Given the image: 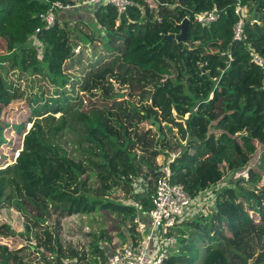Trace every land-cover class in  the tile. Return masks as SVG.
<instances>
[{"label": "trees", "instance_id": "1", "mask_svg": "<svg viewBox=\"0 0 264 264\" xmlns=\"http://www.w3.org/2000/svg\"><path fill=\"white\" fill-rule=\"evenodd\" d=\"M53 1L0 0V44L7 49L0 61L9 63L0 119L5 106L26 96L20 81L38 90L29 97L33 126L17 163L0 169V204H24L31 219L18 233L13 210L1 206L0 235L15 242H0V264H105L114 249L108 230L98 238L104 245L84 243L67 236L64 220L105 211L120 222L124 241L136 243V218L149 215L168 162L172 181L193 198L246 169L264 180V73L252 55L264 58V0H242L243 41L233 38L236 0H135L123 13L110 4L85 5L96 28L83 20L71 26L68 18L62 24L58 16L47 28L40 14ZM215 6L224 9L217 21H196L197 13ZM186 17V39L168 37L180 33ZM82 39L88 42L81 45ZM42 78L57 88L53 96H46ZM81 92L125 99L85 114L86 129L71 141V152L55 142L57 129H48L49 141L39 122L71 112ZM162 96L176 113L161 108ZM144 123L156 125L155 145L142 133ZM14 128L25 132L23 123ZM6 144L0 121V148ZM221 189L210 213L198 209L178 223L180 247L164 264H197L203 251L201 264H264V186L239 179ZM128 198L142 209L123 201Z\"/></svg>", "mask_w": 264, "mask_h": 264}, {"label": "rangeland", "instance_id": "2", "mask_svg": "<svg viewBox=\"0 0 264 264\" xmlns=\"http://www.w3.org/2000/svg\"><path fill=\"white\" fill-rule=\"evenodd\" d=\"M93 13L94 12L91 6H87L86 8L80 6L75 7L73 9L59 10L57 12V16L62 24L63 20L68 18L69 25L71 26L74 24L73 22H76L77 20H83L89 22L93 27L96 28V25L94 24L95 21H93ZM74 34L80 36L78 31H75ZM87 42L88 41L82 39L81 45H84ZM33 43H38L41 46V43L38 40L33 41ZM91 47L92 45L90 46V48L88 47V49H90L89 52H91ZM76 49L80 50L81 48L79 49V47L77 46ZM6 51L7 49L5 44H0V55L7 53ZM25 58L28 59L27 54L25 55ZM8 67V61H0V87L2 86L3 74L7 73L6 70ZM10 73L11 75L13 74L12 71ZM75 73L79 74V72ZM42 80L44 81H41L39 83L43 85L46 89V96H53L54 91H56L57 88L53 84H51L48 79L42 78ZM19 83L22 85L23 89H25L26 96L22 99L20 98L14 100L9 106H5L3 110L4 116L0 119V121L4 123L6 127V134L8 139L10 140V144H6L4 147L0 148V169L6 168L7 166H13L17 163L19 153L23 150L24 147V137L33 126V122L29 121V118L32 114L30 109L32 107L29 104V97L32 92H37L38 90L29 89L30 83L26 78H24ZM80 96L81 100L75 105V108L68 114L63 115V113H57L54 116L44 118L39 122V124H41V126L43 127L44 131L48 134L47 139L49 141L51 140V137L49 135L48 129H57V131H55V142L65 147L71 152L73 148L71 141L76 138L80 133H84V130L86 129L84 123L85 114L90 113L93 109H98L101 107H114L125 99L118 98L108 100L103 97H91L85 92H81ZM159 102L163 110L176 113L172 104L168 101L166 96H162L159 99ZM22 123L25 124V132L23 134H19L14 128V126L21 125ZM141 130L142 133L149 134L146 136H149V139L151 140L152 144L155 145L158 139V135L156 134V125L144 123ZM150 132L153 134H150ZM163 159L164 156L162 155L158 157L159 161H163ZM254 161L255 160L253 159L250 162V166L253 164ZM239 179H245L249 184H255L259 187L264 186V181L261 178L260 173H258L257 177H254L250 172H248V169H246L238 173L229 174L227 177L224 178L221 184H219L220 186H216L215 188H212L208 191L209 194L207 197H211L212 195L211 203L207 202L208 199H206L205 196L207 193L200 194L197 198H195V201L193 202V214H200L197 209L204 210V212L210 213L208 211L211 210V207H214L215 195L222 190L221 188H225L226 186H233L234 183ZM8 191H12V189L9 187ZM1 206L4 207L3 209L5 210L8 208L13 210V225L18 231V233L21 232L23 230L25 221L31 219L29 218V214L26 213L28 212V210L25 209L24 204H22L21 208H17V206L12 200H7V203L0 204V218L2 217ZM252 214L256 221L260 220L259 214L254 211H252ZM184 216L187 218H191L193 215L185 213ZM64 223L66 227L67 236L76 241L92 243V241L96 239L99 241V243L101 242V244L104 245V242L102 240H99L98 238L102 230L106 229L108 230V233L112 236V245L114 247L122 246L125 242H127L126 240L124 241V238L119 233L120 227L118 224L120 222L118 221V219L114 215L108 214V212L105 211L98 210L90 215L78 214L71 217H67L64 220ZM120 240L122 241L120 242ZM0 242H5L9 244H11L12 242L13 245L15 241L14 239H12V237L6 238L0 235ZM178 246L179 245H177V247L175 248H171V254L177 253L178 248L180 247ZM205 253L206 251H203L201 253V255L199 256V262H197V264H201V262H203Z\"/></svg>", "mask_w": 264, "mask_h": 264}, {"label": "built area", "instance_id": "3", "mask_svg": "<svg viewBox=\"0 0 264 264\" xmlns=\"http://www.w3.org/2000/svg\"><path fill=\"white\" fill-rule=\"evenodd\" d=\"M100 3L114 6L119 13L126 12L136 5L135 0H69L67 3L57 0L53 1L49 9L41 13L40 17L45 22L46 27L51 28L56 24L59 10ZM223 11L224 9L215 6L210 10L197 13L195 19L201 24L209 25L217 21ZM246 12L242 0H236L235 13L238 15V20L233 28L234 40L243 41L247 38L245 31ZM39 31L40 29L37 32ZM78 47L80 49L81 46L78 45ZM75 51L79 50L75 48ZM252 55L254 62L262 68L264 73V58L258 53L253 52ZM176 156L177 153H173L170 161H173ZM209 190L201 194L207 193L205 195L208 199L207 202L211 203L212 195L207 197ZM123 201L133 204L138 210L142 209V205L131 200V198L123 199ZM194 201L195 198L191 197L182 184L172 181V170L168 162L163 167L162 174L158 177L152 194L153 207L148 213L151 218V226L146 227V224L141 221V217H137L136 222L141 233L139 240L136 243L126 242L122 246L114 247L105 264H164L174 254H171V248L178 245L175 229L179 222L186 220L185 213L193 215ZM35 243V241L31 242L32 245Z\"/></svg>", "mask_w": 264, "mask_h": 264}, {"label": "water", "instance_id": "4", "mask_svg": "<svg viewBox=\"0 0 264 264\" xmlns=\"http://www.w3.org/2000/svg\"><path fill=\"white\" fill-rule=\"evenodd\" d=\"M188 25H189V18H185L182 23L179 25L180 33L179 34H171L168 37L176 38L180 41L185 40L188 35ZM260 250L264 251V244L260 246Z\"/></svg>", "mask_w": 264, "mask_h": 264}, {"label": "crops", "instance_id": "5", "mask_svg": "<svg viewBox=\"0 0 264 264\" xmlns=\"http://www.w3.org/2000/svg\"><path fill=\"white\" fill-rule=\"evenodd\" d=\"M141 221L146 224V227L151 226V218L149 215H144L143 217L141 216Z\"/></svg>", "mask_w": 264, "mask_h": 264}, {"label": "clouds", "instance_id": "6", "mask_svg": "<svg viewBox=\"0 0 264 264\" xmlns=\"http://www.w3.org/2000/svg\"><path fill=\"white\" fill-rule=\"evenodd\" d=\"M186 18H189V17H186ZM190 20V19H189ZM264 181V180H263Z\"/></svg>", "mask_w": 264, "mask_h": 264}]
</instances>
